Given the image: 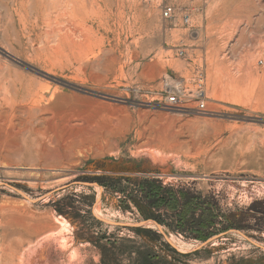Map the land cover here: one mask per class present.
Masks as SVG:
<instances>
[{
	"label": "rangeland",
	"instance_id": "obj_1",
	"mask_svg": "<svg viewBox=\"0 0 264 264\" xmlns=\"http://www.w3.org/2000/svg\"><path fill=\"white\" fill-rule=\"evenodd\" d=\"M71 1L0 0V264H264V0Z\"/></svg>",
	"mask_w": 264,
	"mask_h": 264
},
{
	"label": "built area",
	"instance_id": "obj_2",
	"mask_svg": "<svg viewBox=\"0 0 264 264\" xmlns=\"http://www.w3.org/2000/svg\"><path fill=\"white\" fill-rule=\"evenodd\" d=\"M160 15L163 19H172L175 15V8L171 4H163L160 9ZM181 20L183 23L187 24L189 22L188 13H184L181 16ZM181 54L182 51H179ZM164 87L168 90L166 91V96L164 97V103L167 107L171 108H180L189 111H195L200 113L209 112L205 106L203 100V91L202 89L197 88L192 95L185 96V91L182 89H178L175 86L170 87V83L168 80H164Z\"/></svg>",
	"mask_w": 264,
	"mask_h": 264
},
{
	"label": "trees",
	"instance_id": "obj_3",
	"mask_svg": "<svg viewBox=\"0 0 264 264\" xmlns=\"http://www.w3.org/2000/svg\"><path fill=\"white\" fill-rule=\"evenodd\" d=\"M158 190H159V187H157V188H153V189H150V190H147V189H143V188H140V193L142 194L143 192V195L145 194V193H147L148 194V196H150V197H152L151 199L153 200V202L152 201H150L151 199H149L148 200V206H147V208H148V212H149V210H156V209H159L158 207H160L161 205H166L167 204V207L171 210V211H174L176 208L175 207H177L178 206V204H179V200L176 198H174L173 196H171V195H167V197L166 196H160L161 195V193H159L158 192ZM142 197V196H141ZM144 197V196H143ZM154 200L155 201H157V202H154ZM151 203V204H150ZM183 204V203H182ZM138 207H139V209H141L142 210V208L138 205ZM152 210V211H153ZM192 213H194V210H192V212H188V213H186L185 211H183L182 213H173V215H172V217H175V221L177 222V224H176V226L178 227V228H180V227H186L188 224H189V220L186 218V214L187 215H189L190 214V216H191V214ZM148 215V214H147ZM146 214H144L143 213V218H145V219H150V218H148V217H152V219H154L157 223H159L160 225H165V222H164V220H162V219H160L158 216H147ZM172 225V224H171ZM170 227H172V226H170ZM209 228V227H208ZM139 230V229H138ZM143 232H149V229H145V228H142L141 229ZM210 234H212V232H209L208 230L205 232H202V234H198V236H196L197 237V239H199V240H204V239H206Z\"/></svg>",
	"mask_w": 264,
	"mask_h": 264
},
{
	"label": "bare ground",
	"instance_id": "obj_4",
	"mask_svg": "<svg viewBox=\"0 0 264 264\" xmlns=\"http://www.w3.org/2000/svg\"><path fill=\"white\" fill-rule=\"evenodd\" d=\"M73 4L72 5H74L76 8H75V10L77 11V7L78 6H76L77 5V0H74V1H71ZM66 4V3H65ZM70 6V5H69ZM79 7H80V5H79ZM54 8V7H53ZM69 10V9H68ZM78 14H79V12H78ZM73 15V14H72ZM75 15V14H74ZM77 15V14H76ZM20 89V88H19ZM4 95H5V93H4ZM3 96V95H2ZM6 96V95H5ZM4 96V97H5ZM42 97V96H41ZM13 98V97H12ZM8 99V98H7ZM3 101V100H2ZM17 101L19 102V103H21V104H23V105H26V106H29L30 104H32L34 101H35V93L32 91V89H26V90H24V93L23 94H21V95H19L18 96V99H17ZM1 102V101H0ZM3 104H4V102H3ZM20 105V104H19ZM22 105V106H23ZM30 107V106H29ZM17 108V107H16ZM33 108V107H32ZM36 109H37V107H36ZM19 110V109H18ZM33 110L35 111V109L33 108ZM26 111V110H25ZM31 111H32V109H31ZM38 111V110H37ZM42 111V110H41ZM36 112V111H35ZM14 113V112H13ZM24 114H25V112H24ZM31 115H34V114H31ZM22 116V115H21Z\"/></svg>",
	"mask_w": 264,
	"mask_h": 264
}]
</instances>
